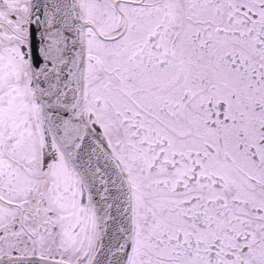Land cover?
Returning <instances> with one entry per match:
<instances>
[{
	"label": "snow or ice",
	"instance_id": "obj_1",
	"mask_svg": "<svg viewBox=\"0 0 264 264\" xmlns=\"http://www.w3.org/2000/svg\"><path fill=\"white\" fill-rule=\"evenodd\" d=\"M0 264H264V0H0Z\"/></svg>",
	"mask_w": 264,
	"mask_h": 264
}]
</instances>
